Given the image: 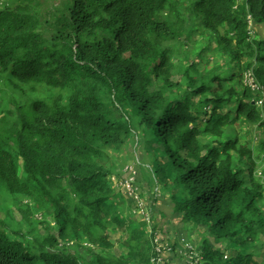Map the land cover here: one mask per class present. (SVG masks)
Masks as SVG:
<instances>
[{
    "label": "trees",
    "instance_id": "trees-1",
    "mask_svg": "<svg viewBox=\"0 0 264 264\" xmlns=\"http://www.w3.org/2000/svg\"><path fill=\"white\" fill-rule=\"evenodd\" d=\"M24 1L0 7V78L20 94L6 96L12 108L0 112V197L10 196L27 222L33 210L50 212L59 242L29 240L0 219V264H157L155 247L167 243L155 234L158 222L140 212L141 226L124 221L125 198L106 166L133 130L155 161L166 159L153 171L171 184L173 212L236 250L228 259L204 239L195 264H264V188L234 125L242 118L264 130V98L259 106L260 94L234 88L249 69L264 86V39L250 41L247 22L264 26V0H70L50 20ZM191 28L218 37L234 65L218 61L195 80L193 61L181 88L171 43ZM257 149L264 156V138ZM124 224L126 252L117 256L109 231ZM70 240L85 242L86 256L67 251Z\"/></svg>",
    "mask_w": 264,
    "mask_h": 264
},
{
    "label": "rangeland",
    "instance_id": "rangeland-1",
    "mask_svg": "<svg viewBox=\"0 0 264 264\" xmlns=\"http://www.w3.org/2000/svg\"><path fill=\"white\" fill-rule=\"evenodd\" d=\"M70 0H34L35 10L39 13L42 20H50L53 18V14L56 9H61L64 4ZM24 0H0V7H15L24 3ZM190 3V2H189ZM188 18L191 22H197L196 14H188ZM249 23V32H250V41H259L264 39V26L256 25L251 21L250 18H247ZM208 34L206 33H196L194 28L189 30V36L186 35L178 41L171 43L173 48V58L172 63L174 70L172 72V80L174 82H179L181 88L186 87L184 70L190 63L195 61L194 67L199 71H190L189 76L195 80L201 79V75L205 74L204 70L206 68H211L219 63H226L227 65H232L229 58L226 54L222 53L220 49L216 48L218 37H213L209 35V38H206ZM204 50L203 59L198 58V52ZM232 57V56H231ZM246 61V58L243 59V62ZM252 62V60H250ZM230 70V69H229ZM233 70V69H231ZM226 67H221V72H225ZM237 71V69L235 70ZM233 71V74L234 72ZM245 72V71H244ZM243 72V73H244ZM230 73V71H229ZM242 73V75H243ZM155 80V79H153ZM6 79L0 78V87L4 89V94L0 96V112L2 109L12 108V104L7 100V97L20 96L14 88H7ZM230 85V83H229ZM243 85L242 77L239 84L234 83V88L241 93ZM39 93H44L42 90H39L37 94L28 92V95L33 98L38 96ZM195 97H193L194 100ZM233 108V107H232ZM235 126H238V135L240 137L241 144L243 146H250L253 160L257 163L256 175L260 176L263 188H264V156L258 151L257 144L260 140L264 138V130L260 127L252 126L246 124L244 119L240 118L237 122L234 123ZM208 143L214 144L216 138L211 137L209 134H205L203 137ZM125 143L118 150H109L108 151V161L106 166L111 172V182L114 192H119L125 198L124 208L120 210L122 213L123 219L125 222L134 221L135 225L141 226L140 221H148L150 224L157 223L155 234L159 239H163L164 248L158 250V247H155L157 257L155 255L151 256L150 259L157 261V264H165L163 261L164 258L167 260L165 252L172 254L170 247L176 249L174 251V256L170 264H195L199 258L201 260L200 252L204 248L203 240H207V244L212 249H219L221 252H224L227 255V258L233 256L236 253L234 248H229L227 245L228 240L216 241L215 237L211 236L207 227L200 224H186L184 223L180 215L173 212V203L170 195L172 194L168 191L171 184H166V181H162V178H159L154 174L153 164L159 162L161 165H164L165 158L155 161V154L152 148V152L146 151L144 144L141 143V139H138L134 135V130L128 134L124 139ZM222 141L224 138L221 139ZM154 148H157V145H153ZM234 159H237L238 156L232 152L231 153ZM133 171L134 183L131 184V189L128 190L124 185L125 181L129 178V168ZM120 176L118 180L117 177ZM161 176V175H160ZM132 177V178H133ZM138 183V184H137ZM134 192L133 194H131ZM259 208L264 212V201L258 203ZM32 204H29V207ZM151 208V211H150ZM33 210V209H32ZM45 211V210H43ZM39 212L33 210L31 212V219L29 222L24 219L25 211L20 210L18 206L13 203V199L8 195H2L0 197V219H6L10 225H13L16 229H21L22 232L26 234L29 240L37 238L39 241H42L46 237L50 238L51 241L56 239L55 245L59 242L58 237V225L52 219L51 213L48 211ZM139 212L142 215V218L139 216ZM134 213V214H133ZM27 216V214H26ZM141 218V220H140ZM36 220L37 223L33 221ZM148 231V228H146ZM128 235V229L126 224H124L120 229H110L109 237L111 242H114L113 247L110 249V252L115 255L124 254L126 252L125 245L123 243L126 240L125 238ZM244 237V236H243ZM261 238V247L264 246V235L260 236ZM75 243L70 240L69 243L65 246L66 250L69 252H78L86 256L84 252L85 242H81V246L76 248ZM258 248L260 250L259 256H264V247ZM59 249L64 248L62 244L58 246ZM192 248V249H191ZM48 250L54 251L56 246H52V243H49ZM57 251V250H55ZM260 260L261 258L258 257ZM152 259V260H153Z\"/></svg>",
    "mask_w": 264,
    "mask_h": 264
},
{
    "label": "built area",
    "instance_id": "built-area-1",
    "mask_svg": "<svg viewBox=\"0 0 264 264\" xmlns=\"http://www.w3.org/2000/svg\"><path fill=\"white\" fill-rule=\"evenodd\" d=\"M245 83L247 85H249L252 89H256L257 88V85H256L255 80H254V78H253L251 73H247L245 75ZM128 170H129V173H130L129 174V178L125 181L124 185L127 187L128 190H130L131 189V184L133 185L135 180H134V177L132 176L133 175V171L131 170V167ZM133 193L134 192H132L131 194H133Z\"/></svg>",
    "mask_w": 264,
    "mask_h": 264
},
{
    "label": "clouds",
    "instance_id": "clouds-1",
    "mask_svg": "<svg viewBox=\"0 0 264 264\" xmlns=\"http://www.w3.org/2000/svg\"><path fill=\"white\" fill-rule=\"evenodd\" d=\"M247 73H251L252 74V76H253V78L255 80V83L257 85V88L256 89H252L249 85H247L245 83V75ZM242 81H243V84H244L245 87L250 88L253 93L260 94L262 96V98H259V99L256 100V104H258L260 106L262 104L263 98H264V86H260L259 85V83L257 82L256 77H255V75H254V73H253V71L251 69H249V70H247V71H245L243 73V80ZM163 250H165V249H163Z\"/></svg>",
    "mask_w": 264,
    "mask_h": 264
},
{
    "label": "crops",
    "instance_id": "crops-1",
    "mask_svg": "<svg viewBox=\"0 0 264 264\" xmlns=\"http://www.w3.org/2000/svg\"><path fill=\"white\" fill-rule=\"evenodd\" d=\"M164 254H166V256L168 258H167V260H165L166 258H164L163 261L165 262V264H170V262H172V259H173V256H174V249L172 250V254H168L167 252H165Z\"/></svg>",
    "mask_w": 264,
    "mask_h": 264
}]
</instances>
